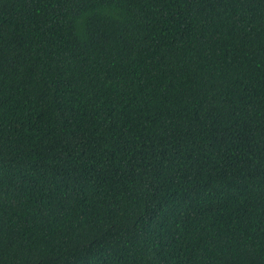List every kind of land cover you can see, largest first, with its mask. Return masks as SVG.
Here are the masks:
<instances>
[{
	"label": "trees",
	"instance_id": "trees-1",
	"mask_svg": "<svg viewBox=\"0 0 264 264\" xmlns=\"http://www.w3.org/2000/svg\"><path fill=\"white\" fill-rule=\"evenodd\" d=\"M0 264H264V0H0Z\"/></svg>",
	"mask_w": 264,
	"mask_h": 264
}]
</instances>
